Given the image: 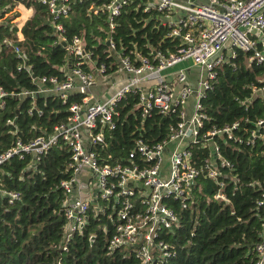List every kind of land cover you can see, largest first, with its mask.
Here are the masks:
<instances>
[{"label":"built area","instance_id":"2783aa9c","mask_svg":"<svg viewBox=\"0 0 264 264\" xmlns=\"http://www.w3.org/2000/svg\"><path fill=\"white\" fill-rule=\"evenodd\" d=\"M84 1L9 0L0 7V26L11 32L9 37L0 39V52L11 51L19 61L16 71L24 70L36 86L34 92L9 95L0 88V108L7 96L32 100L36 95H50L62 105L72 94L83 96L79 104L68 106L65 122L55 126L50 134L28 143L16 139L10 148L0 152V167L13 157L21 160L24 155H32L36 159L61 141L69 150L71 170L68 180L59 185L64 194L65 241L83 228L91 214L92 218L102 217L109 224V229L102 228L108 233L107 251L117 250L123 258H132L134 264H166L171 253L160 235H167L177 225V215L167 203L178 202L184 209L192 185L200 176L218 188L213 199L223 200L221 170H231V165L221 158L213 139L223 137L246 145L259 140L264 144V111L245 141L232 135L239 129L240 121L221 129L212 128L199 138L202 124L207 120L200 100L213 81L215 70L234 58L235 50L248 53L247 62L260 67L264 75V0H137L135 9L158 14L155 19L166 28V36L179 42L172 52H153L150 59L123 46H115L116 20L133 0H89L86 12L105 22L102 29L106 34L104 53L113 58L108 67L115 68L111 74H105L103 64L95 66L90 53L84 51L81 38L66 39L59 23L69 15L72 5ZM34 2L46 8L56 42L61 39L65 43L67 67L61 69L64 79L60 82L52 76L34 79L19 46L21 27L30 15L29 4ZM220 50L222 54L218 56ZM184 62L204 68L206 79L199 78L191 84L188 70L183 68L164 73ZM83 66L89 73L82 70ZM117 75H125L127 80L110 95L99 99L90 96L97 81L106 84ZM152 76H156L157 83L148 81ZM259 81L262 86L252 91L263 94L264 76ZM108 88L106 84L102 91ZM129 94L136 95L134 109L138 108L140 120L155 110L162 118L176 115L177 123L168 128L160 142L149 145L136 139L122 160L124 163L108 164L97 150L105 148L104 134L114 129L118 118L115 107ZM189 98L192 100L190 108L186 107ZM31 110L32 106L28 113ZM37 113L40 115L39 110ZM6 124L10 125L11 121L7 120ZM11 134L16 135V131ZM193 145L208 149V156L201 160L199 167L192 159ZM82 192L86 195L84 199L80 198ZM2 196L9 204L18 199L16 193L0 190ZM257 208L264 216V193ZM253 252V264H264V223L261 239Z\"/></svg>","mask_w":264,"mask_h":264},{"label":"trees","instance_id":"16d2710c","mask_svg":"<svg viewBox=\"0 0 264 264\" xmlns=\"http://www.w3.org/2000/svg\"><path fill=\"white\" fill-rule=\"evenodd\" d=\"M9 0H0L3 7ZM131 1L116 20L115 46H123L139 56L151 58L153 52L168 53L179 44L168 38L167 30L155 19L153 12L135 9ZM89 0L74 4L71 12L59 23L66 39H82L84 51L96 67L103 64L105 74L113 58L105 54V22L86 12ZM31 12L23 23L19 44L26 56L25 64L34 79L55 77L64 79L61 69L67 67L66 51L57 42L48 23L46 8L38 2L29 4ZM16 32V29H15ZM9 28L0 26V39L9 37ZM248 53L235 50L229 59L215 70V77L200 100L207 120L202 124L199 138L212 128L239 122L232 135L246 140L254 122L264 111V93H254L264 76L260 67L247 62ZM18 60L11 51L0 52V88L7 94L36 91V86L24 70L16 71ZM82 70L89 73L83 66ZM83 96L72 94L64 105L55 96L36 95L34 99L4 98L0 108V152L10 148L16 139L28 143L50 134L65 122L67 108L79 104ZM136 95L129 94L115 110L118 118L114 129L104 134L105 148L97 150L108 164L124 163L136 139L152 145L164 139L169 127L177 123L176 115L162 117L153 110L143 120L135 110ZM32 106V110L30 107ZM38 110L40 115H38ZM11 124L7 125L6 121ZM15 134H11L12 132ZM221 158L231 170H221L223 200H214L218 188L202 176L190 190V198L181 208L178 202L167 204L177 215L176 227L160 239L168 246L171 256L166 264H253L254 247L262 235L263 213L257 202L264 193V144L255 140L252 145L236 144L223 137L213 139ZM212 142V143H213ZM191 148V147H190ZM192 159L196 167L208 156V149L193 145ZM69 150L61 142L40 156L13 157L0 167V190L16 193L18 199L7 202L0 197V264H134L117 250L107 251L109 224L102 217L87 216L83 228L68 240L64 238L65 221L62 214L64 194L59 187L71 175ZM90 238L92 239L90 241Z\"/></svg>","mask_w":264,"mask_h":264},{"label":"rangeland","instance_id":"374dc122","mask_svg":"<svg viewBox=\"0 0 264 264\" xmlns=\"http://www.w3.org/2000/svg\"><path fill=\"white\" fill-rule=\"evenodd\" d=\"M225 47H227V45L225 46ZM222 54V50H220L219 52H218V56L219 55H221ZM183 68V70L184 69H187L188 71H189V74H188V81H196V80H198L199 78H200V80H205L206 79V72H205V69L204 68H202V69H199L198 67H195V66H192V64L191 63H188V62H184V63H182V64H179L178 66H175L174 68H172L171 70H167L166 72H164V73H174V72H176L178 69H182ZM94 77L95 78H97V76L96 75H94ZM123 78L122 77H115V81L117 82V84H119V83H121V80H122ZM171 80V78H169L168 79V81H170ZM148 81H150L151 83H157L158 82V80H157V78H156V76H152V77H150L149 79H148ZM105 83H99L98 81L96 82V85H95V87H94V90L96 91V92H93V94L94 95H96L97 94V92H98V89L97 88H100V90H101V88H102V86L104 87V89H105ZM146 86H148L147 84H146ZM118 88V85H116V86H114L112 89L113 90H115V89H117ZM99 90V91H100ZM110 92H111V89L108 91V92H106L105 94H104V96L106 97V96H108L109 94H110ZM192 100H191V98H189V100H188V102H187V105H189L190 104V102H191ZM138 108L137 107H135V110H137ZM82 185V184H81ZM80 198H82V199H84V198H86V195H85V193L84 192H82L81 193V195H80Z\"/></svg>","mask_w":264,"mask_h":264},{"label":"crops","instance_id":"0c3cea01","mask_svg":"<svg viewBox=\"0 0 264 264\" xmlns=\"http://www.w3.org/2000/svg\"><path fill=\"white\" fill-rule=\"evenodd\" d=\"M199 1H203V0H199ZM165 74H169V73H165ZM188 74H189V71H188ZM188 76V75H187ZM115 77H122L123 79L121 80V83H119V84H117V82L115 81ZM112 80L110 79L108 82H106V84H108L109 86H110V88H108V90L107 91H102L103 89L101 88V90H100V88H97L98 89V92H97V94L96 95H94L93 94V92H96L95 90H94V87L90 90V96L91 97H94V98H96V99H99V98H102V97H104V94L106 93V92H108L109 91V89H111V92H110V94L114 91L112 88L114 87V86H116V85H118V87L122 84V83H124L126 80H127V78H126V76L125 75H117V76H115ZM189 83H190V81H189ZM192 83H194V81H191V84ZM113 85V86H112ZM100 90V91H99ZM101 92H104L103 94L101 93ZM109 94V95H110ZM188 102V101H187ZM191 103V102H190ZM186 107H189L190 108V104L189 105H187V103H186ZM188 108V109H189Z\"/></svg>","mask_w":264,"mask_h":264},{"label":"water","instance_id":"95a60500","mask_svg":"<svg viewBox=\"0 0 264 264\" xmlns=\"http://www.w3.org/2000/svg\"><path fill=\"white\" fill-rule=\"evenodd\" d=\"M57 43L62 47V48H65V43L61 40V39H57ZM164 120V117L160 120V123L163 122ZM92 239L90 238V241Z\"/></svg>","mask_w":264,"mask_h":264}]
</instances>
